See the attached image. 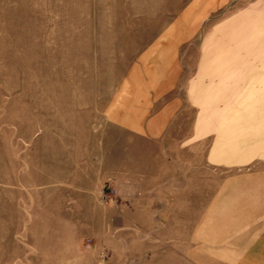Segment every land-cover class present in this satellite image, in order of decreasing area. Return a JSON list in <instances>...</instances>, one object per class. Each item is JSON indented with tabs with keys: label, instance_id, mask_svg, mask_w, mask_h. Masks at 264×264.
<instances>
[{
	"label": "rangeland",
	"instance_id": "rangeland-1",
	"mask_svg": "<svg viewBox=\"0 0 264 264\" xmlns=\"http://www.w3.org/2000/svg\"><path fill=\"white\" fill-rule=\"evenodd\" d=\"M263 59L264 0H0V264H264Z\"/></svg>",
	"mask_w": 264,
	"mask_h": 264
},
{
	"label": "crops",
	"instance_id": "crops-1",
	"mask_svg": "<svg viewBox=\"0 0 264 264\" xmlns=\"http://www.w3.org/2000/svg\"><path fill=\"white\" fill-rule=\"evenodd\" d=\"M264 60V59H263ZM135 125H132L133 127L138 128L136 132L135 137L138 138L139 140L145 142V140H149L150 138H157L155 135L154 136H148L146 135V125L143 123V121L141 120H137V122L134 123ZM137 124V126H136ZM157 123H154L152 126H150V128H148V133L153 134L155 130V128H160V125H156ZM125 128H131V126L128 124L126 125H121ZM154 129V130H153ZM135 130V129H134ZM139 134V135H138ZM129 138V137H128ZM149 138V139H147ZM134 141V140H132ZM123 142V141H122ZM126 143H129L130 140H125ZM126 168V166L124 167ZM120 182L123 183V189L126 190L127 192H131L133 193L134 191H139V192H146V191H154V190H159L162 191V189H168L169 191H173L176 190L177 188H175L176 185H170V184H161L159 185V179H156V182L154 180L153 185H150L148 187L144 186L143 184L146 181V177L144 174H141V172H131V171H127L126 173H122V175H120ZM188 188V184H185V189L187 190ZM227 189V188H226ZM249 186H242L240 188L241 191H245L248 190ZM141 197V196H140ZM222 201V200H221ZM227 200L222 201V203L226 202ZM131 204V206H136V207H141L144 206L145 202H143L142 198H137V199H133L131 202H129ZM137 204V205H136ZM128 206V205H127ZM130 207V206H128ZM190 207V206H189ZM201 211L196 212L197 216H201V217H205V215H207L208 217L210 216H219L220 214H224L227 215L226 217H231L234 215V213L229 210V208L224 209L223 206H219V203H216L215 206L212 207V209L208 208L207 210L205 209V206L201 207ZM247 210H251L249 207H247ZM223 210V211H222ZM248 213L247 217H249V219L244 220V223H252V222H256V219H252L253 217H257L258 215L256 214V212H250V211H246ZM246 212H243V214H245ZM191 213V211L186 210V214ZM239 214V213H237ZM242 214V213H240ZM261 214H264V212L262 211ZM236 216V215H235ZM241 216V215H240ZM244 216V215H242ZM245 217V216H244ZM239 221V220H238ZM264 221V220H263ZM227 222L232 223L235 222V220H227ZM242 222V221H241Z\"/></svg>",
	"mask_w": 264,
	"mask_h": 264
}]
</instances>
